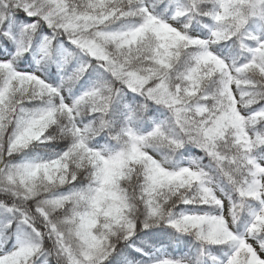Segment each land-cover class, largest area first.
Segmentation results:
<instances>
[{
  "label": "snow or ice",
  "instance_id": "snow-or-ice-1",
  "mask_svg": "<svg viewBox=\"0 0 264 264\" xmlns=\"http://www.w3.org/2000/svg\"><path fill=\"white\" fill-rule=\"evenodd\" d=\"M0 264H264V0H0Z\"/></svg>",
  "mask_w": 264,
  "mask_h": 264
}]
</instances>
